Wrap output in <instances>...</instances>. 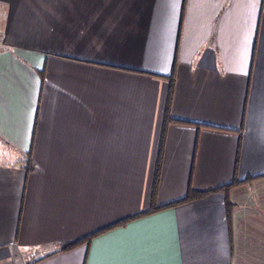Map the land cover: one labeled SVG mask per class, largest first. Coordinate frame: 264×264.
<instances>
[{
  "label": "crops",
  "instance_id": "obj_1",
  "mask_svg": "<svg viewBox=\"0 0 264 264\" xmlns=\"http://www.w3.org/2000/svg\"><path fill=\"white\" fill-rule=\"evenodd\" d=\"M0 264H264V0H0Z\"/></svg>",
  "mask_w": 264,
  "mask_h": 264
},
{
  "label": "trees",
  "instance_id": "obj_2",
  "mask_svg": "<svg viewBox=\"0 0 264 264\" xmlns=\"http://www.w3.org/2000/svg\"><path fill=\"white\" fill-rule=\"evenodd\" d=\"M169 87H170V88H169V98H168V106H167V110H168V111H169V107H170V102H171L172 92H173V90H174V88H175V83H174V78H173V76H172L171 79H170V86H169ZM156 186H157V184L154 185V190H153V201H154L155 194H156ZM203 195H205V194H199L197 197H200V198H201ZM192 197H193L192 195H189V198H188V199H192ZM158 211H159L158 208H156V207H152V208H150L148 211H146V212H144V213H140V214H138V216H134V217H132V218H130V219H127V220L124 221V222H120V223H118V224H115V226L109 227V228H107L106 230H103V231H104V232L110 231V230H112V229H115V227L126 225V224H128L130 221H132V220H136V219L142 218V217H144V216H148V215L155 214V213L158 212ZM102 233H103V232H102ZM98 235H99L98 233H96V234L94 233V234H92V235H90V236H88V237H86V238H83L82 240L77 241V242L70 243V244H63V245L61 246V248H60V251H63V252H65V251H70V250L76 248L77 246H79V245H81V244H83V243H86V242L91 241L92 238H94V237H96V236H98Z\"/></svg>",
  "mask_w": 264,
  "mask_h": 264
},
{
  "label": "rangeland",
  "instance_id": "obj_3",
  "mask_svg": "<svg viewBox=\"0 0 264 264\" xmlns=\"http://www.w3.org/2000/svg\"><path fill=\"white\" fill-rule=\"evenodd\" d=\"M67 244V243H66Z\"/></svg>",
  "mask_w": 264,
  "mask_h": 264
}]
</instances>
